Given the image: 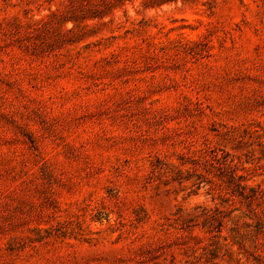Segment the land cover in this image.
I'll use <instances>...</instances> for the list:
<instances>
[{
	"label": "rangeland",
	"instance_id": "obj_1",
	"mask_svg": "<svg viewBox=\"0 0 264 264\" xmlns=\"http://www.w3.org/2000/svg\"><path fill=\"white\" fill-rule=\"evenodd\" d=\"M225 240L264 264V0H0V264Z\"/></svg>",
	"mask_w": 264,
	"mask_h": 264
},
{
	"label": "trees",
	"instance_id": "obj_2",
	"mask_svg": "<svg viewBox=\"0 0 264 264\" xmlns=\"http://www.w3.org/2000/svg\"><path fill=\"white\" fill-rule=\"evenodd\" d=\"M226 244H224L223 246L226 248V251L230 254L231 256V259L232 261H235L237 264H243V261H242V258L241 257H246L247 259H249L246 255H244V253L242 252H237L235 254V252L232 250V245L229 244L227 242V240H225ZM236 243V242H235ZM235 254V255H234ZM256 261L255 263L256 264H261V262H258L257 260H254Z\"/></svg>",
	"mask_w": 264,
	"mask_h": 264
}]
</instances>
